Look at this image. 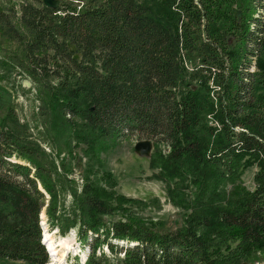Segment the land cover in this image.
I'll list each match as a JSON object with an SVG mask.
<instances>
[{
	"label": "trees",
	"instance_id": "obj_1",
	"mask_svg": "<svg viewBox=\"0 0 264 264\" xmlns=\"http://www.w3.org/2000/svg\"><path fill=\"white\" fill-rule=\"evenodd\" d=\"M0 37L54 148L80 163L78 146L96 158L110 140L149 141L182 210L173 226L145 221L111 172L67 177L0 80L1 258L48 262L44 212L76 229L64 264H264V0H0Z\"/></svg>",
	"mask_w": 264,
	"mask_h": 264
},
{
	"label": "rangeland",
	"instance_id": "obj_2",
	"mask_svg": "<svg viewBox=\"0 0 264 264\" xmlns=\"http://www.w3.org/2000/svg\"><path fill=\"white\" fill-rule=\"evenodd\" d=\"M13 48V42L0 37V56L6 57ZM3 61L0 62V80L6 92L7 103L15 106L16 113L22 120L29 122L36 141L47 154L52 156L58 166L61 160L66 164L70 163L65 173L67 177L71 176L81 183L84 175L94 178L99 175L101 169L107 170L112 173L116 182L115 189L119 193L140 201L134 204L132 209L145 221H157L173 226L175 221L179 220L178 213L182 210L171 202L165 183L155 176L159 170L150 166L149 159L154 149L151 142H149L150 147L138 149L136 143L139 140L135 136H129L121 141L110 140L106 142L108 148L97 153L96 158L84 151L83 146H78L75 151L81 162H72L65 150L61 153L46 137V128L40 112L41 96L36 84L25 73ZM3 115L4 111H0V123ZM257 169L256 166H250L242 174L243 184L249 190H254L256 187ZM65 195V204H68L70 196L67 192ZM42 213L41 234L45 235L51 248L53 244L55 245L53 248H57L56 252L53 249L54 252L48 255L46 264H62L66 259L67 248L73 255L82 247L78 242L76 229L69 228L64 234L57 229H50L46 223V215ZM84 254V251L80 254L81 261L84 259ZM74 261L70 260V263L73 264ZM0 264L26 263L0 257Z\"/></svg>",
	"mask_w": 264,
	"mask_h": 264
},
{
	"label": "water",
	"instance_id": "obj_3",
	"mask_svg": "<svg viewBox=\"0 0 264 264\" xmlns=\"http://www.w3.org/2000/svg\"><path fill=\"white\" fill-rule=\"evenodd\" d=\"M43 2L48 7H51V8L56 9V10L59 9V0H43ZM148 147H150L149 141L142 140V141H138L136 143V148H138V149H146Z\"/></svg>",
	"mask_w": 264,
	"mask_h": 264
},
{
	"label": "bare ground",
	"instance_id": "obj_4",
	"mask_svg": "<svg viewBox=\"0 0 264 264\" xmlns=\"http://www.w3.org/2000/svg\"><path fill=\"white\" fill-rule=\"evenodd\" d=\"M54 249H55V252H56L57 248H54Z\"/></svg>",
	"mask_w": 264,
	"mask_h": 264
}]
</instances>
